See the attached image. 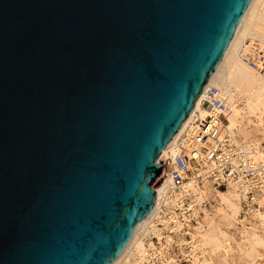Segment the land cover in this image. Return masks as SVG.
<instances>
[{
    "label": "water",
    "instance_id": "95a60500",
    "mask_svg": "<svg viewBox=\"0 0 264 264\" xmlns=\"http://www.w3.org/2000/svg\"><path fill=\"white\" fill-rule=\"evenodd\" d=\"M252 0H0V264H111Z\"/></svg>",
    "mask_w": 264,
    "mask_h": 264
},
{
    "label": "bare ground",
    "instance_id": "6f19581e",
    "mask_svg": "<svg viewBox=\"0 0 264 264\" xmlns=\"http://www.w3.org/2000/svg\"><path fill=\"white\" fill-rule=\"evenodd\" d=\"M264 55V0H252L230 42L221 62L210 76L193 109L183 121L172 142L162 153L173 161L180 146L188 147L195 123L210 113L209 106L202 104L205 88L211 85L220 87L233 104L229 122L221 131V138L230 139L236 146L230 154L233 170L230 173L226 190L218 189L217 175L225 176L214 163L193 171L188 181L176 187L168 172L150 214L135 228L122 252L111 264H147L153 259L162 264H177V259L169 252L173 245L172 233L180 234L181 250L187 253L190 264H213L215 257L226 262L235 251L236 239L225 232L223 225L242 223L240 229L242 244L238 249L250 248L252 255L258 245L264 247V239L257 225L264 230V185H257L256 175L264 168V69L254 68L245 57L257 58ZM227 151V150H226ZM218 170L215 178H209V171ZM245 170H252L248 175ZM202 174V177H198ZM254 190L251 204L257 207L250 213L257 222L247 223L239 219L242 199L249 189ZM191 197L189 207L191 217L175 208L184 197ZM217 201L215 210L208 208ZM166 206V209L163 206ZM183 208V207H182ZM183 215V218L180 217ZM194 219V222H188ZM188 231H184L185 227ZM189 234L188 238L183 235ZM158 239V244L152 240ZM188 248V251L184 249ZM261 249V248H260ZM255 257V255H253Z\"/></svg>",
    "mask_w": 264,
    "mask_h": 264
},
{
    "label": "built area",
    "instance_id": "2783aa9c",
    "mask_svg": "<svg viewBox=\"0 0 264 264\" xmlns=\"http://www.w3.org/2000/svg\"><path fill=\"white\" fill-rule=\"evenodd\" d=\"M245 60L254 68L261 67L264 69V55L257 58L245 57ZM202 104H207L209 106L210 113L195 123L189 146H180V150L173 159L169 170L172 181L176 187L188 181L189 175L193 171H198L199 168L203 165L205 166L206 163L213 162L215 166L221 168L225 176L221 177L217 175L216 180L226 184L229 180L230 173H233L235 176L238 173L233 170L234 167L230 163L232 151L236 146L230 145L229 137L222 139L220 136L222 129L229 122V116L233 111V104L230 102L225 92L216 85L205 88ZM216 172H218L217 168L209 171V178L214 179L216 177ZM245 172L248 175H252V170H245ZM198 177H202V174H198ZM256 182L260 187L264 185V168L256 175ZM253 194V188L249 189L246 194V199L249 200V202H252L251 200L254 199ZM190 200L191 197L189 196L182 198L175 208L176 212L181 213V211H184L188 217L192 218V209L189 207ZM163 207L166 209L165 205ZM180 217L183 218V215H180ZM188 222H194V219H189ZM186 230H189L187 226L184 231ZM185 236L189 237L190 235L186 234Z\"/></svg>",
    "mask_w": 264,
    "mask_h": 264
},
{
    "label": "rangeland",
    "instance_id": "374dc122",
    "mask_svg": "<svg viewBox=\"0 0 264 264\" xmlns=\"http://www.w3.org/2000/svg\"><path fill=\"white\" fill-rule=\"evenodd\" d=\"M217 184L216 186H218V189L221 190H226V183L220 182V181H216ZM217 203V201L213 200L212 204H208V208L215 210V206ZM257 207V204L253 203L251 204V202H249V200L245 198L242 199V212L239 215V219L243 220V222L247 223V225H250L251 221L257 222L256 218H254V216L252 215V213H250V209H253ZM262 211H264V208L261 209ZM260 224V223H259ZM257 225L258 230H259V234L262 235L263 239H264V230L262 229V227L260 225ZM242 227V223L240 221H236L235 224H224L223 228L225 230V232H227V234L232 235L235 239H236V245L235 246V251L231 252V255L228 257V259L226 260L225 263H223L221 261L222 258L217 259L215 257L214 263L213 264H264V247L261 245H258L255 248V251L252 255H249V249L245 248L243 251H240L238 249V246L240 243L242 244V237H241V233H240V229ZM173 237H174V242L173 245L170 247L169 252L172 253V255H174L177 259V264H190L191 261L188 260V256L186 255L187 253H184L181 250V244H180V234H175L172 233ZM185 238H188L187 236L183 235ZM152 240L155 241L156 244H158V239L156 237H153ZM261 248V249H260ZM185 251H188V248L184 249ZM253 255H255V257H253ZM147 264H162L161 260H157V259H153L150 262H148Z\"/></svg>",
    "mask_w": 264,
    "mask_h": 264
}]
</instances>
